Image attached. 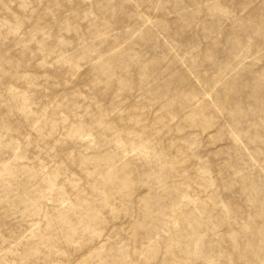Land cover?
I'll return each mask as SVG.
<instances>
[{
  "label": "rangeland",
  "instance_id": "rangeland-1",
  "mask_svg": "<svg viewBox=\"0 0 264 264\" xmlns=\"http://www.w3.org/2000/svg\"><path fill=\"white\" fill-rule=\"evenodd\" d=\"M0 264H264V0H0Z\"/></svg>",
  "mask_w": 264,
  "mask_h": 264
}]
</instances>
